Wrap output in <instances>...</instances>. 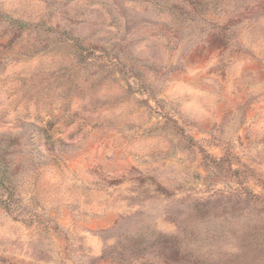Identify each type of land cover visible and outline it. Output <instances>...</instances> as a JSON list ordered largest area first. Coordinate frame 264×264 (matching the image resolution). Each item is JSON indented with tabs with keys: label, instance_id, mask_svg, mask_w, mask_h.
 <instances>
[{
	"label": "rangeland",
	"instance_id": "obj_1",
	"mask_svg": "<svg viewBox=\"0 0 264 264\" xmlns=\"http://www.w3.org/2000/svg\"><path fill=\"white\" fill-rule=\"evenodd\" d=\"M0 264H264V0H0Z\"/></svg>",
	"mask_w": 264,
	"mask_h": 264
}]
</instances>
